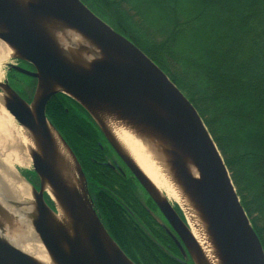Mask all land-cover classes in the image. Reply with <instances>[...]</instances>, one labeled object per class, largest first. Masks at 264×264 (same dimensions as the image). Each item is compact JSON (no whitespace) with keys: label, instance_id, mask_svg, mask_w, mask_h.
Returning a JSON list of instances; mask_svg holds the SVG:
<instances>
[{"label":"water","instance_id":"95a60500","mask_svg":"<svg viewBox=\"0 0 264 264\" xmlns=\"http://www.w3.org/2000/svg\"><path fill=\"white\" fill-rule=\"evenodd\" d=\"M51 20L79 31L101 54L100 58L91 60L88 67L72 64L45 29L44 24ZM55 34L65 45H70L64 31L56 28ZM0 41L12 58L26 61L35 69L9 65L36 79L29 102L1 80L0 99L21 128L31 134L35 148L27 150L29 168L39 179L37 189L20 172L21 168L14 169L22 186L28 188L30 199L24 201L16 192L12 194L14 197L9 196L7 190L13 187L9 181L2 180L0 209L7 218L25 222L27 231L30 225L54 264H135L99 219L76 156L46 116V104L56 93L67 95L87 111L116 155L153 200L173 230L175 243L187 251L193 264L208 262L181 205L174 200L184 219L95 118L93 111L115 115L164 140L172 176L197 206L221 264H264L260 240L203 120L168 75L131 40L100 19L81 0H0ZM50 128L68 151L67 158L62 156L61 160L68 161L64 169L75 181L73 185L56 170L59 152ZM18 148L26 150L21 145ZM188 164L197 175L188 170ZM46 184L51 192L45 188ZM44 193L53 207L45 201ZM58 204L66 213L65 223L55 220ZM6 234L20 239L0 225V264H40Z\"/></svg>","mask_w":264,"mask_h":264},{"label":"trees","instance_id":"16d2710c","mask_svg":"<svg viewBox=\"0 0 264 264\" xmlns=\"http://www.w3.org/2000/svg\"><path fill=\"white\" fill-rule=\"evenodd\" d=\"M81 1L193 104L264 250V0ZM46 116L76 156L96 213L122 251L135 264H193L87 111L56 93Z\"/></svg>","mask_w":264,"mask_h":264},{"label":"bare ground","instance_id":"6f19581e","mask_svg":"<svg viewBox=\"0 0 264 264\" xmlns=\"http://www.w3.org/2000/svg\"><path fill=\"white\" fill-rule=\"evenodd\" d=\"M58 23V21L51 20L48 23H45L44 26L46 31L51 36L53 35L52 38L54 39L58 50L63 53L67 60L76 66L88 67L91 60L100 58L101 54L93 48L92 43L84 35L64 24L58 25ZM56 28L60 31H64L69 36V41L67 40L66 43L71 41L70 45H65L62 42L63 39L56 36ZM64 37L65 36H63V38ZM0 46V49L8 50L1 41ZM93 114L95 118L110 132L118 145L122 147L138 167H140V169L150 178L156 187L165 192L168 198L171 197L179 202L186 215L192 234L200 245L208 264H221L216 248L211 240L212 238L207 232L206 223L197 206L172 176V171L169 169L168 163L169 156L166 154V147H164V140L148 129H143L139 125L123 120L115 115L105 113L102 110H95L93 111ZM49 131L54 141V146L59 152L56 170L73 185L75 184V181L64 169L67 166L68 161L66 159L61 160L62 156L67 158L66 153L68 154V151L63 146L56 132L52 128H50ZM12 140V145H9L8 147L12 149L13 155L10 154L9 157L19 165L29 164L30 157L28 156L27 150L35 148L30 132L25 128H21V135L17 136L13 134ZM20 145L24 146L26 150H19L18 147H20ZM188 170H190L194 176L197 175V171H195L189 164ZM2 180L10 181L3 173L0 175V181ZM11 186L13 188H8L9 190H7L9 196H12L14 192L20 194L18 197L29 196L27 191L28 188L26 189L23 186L21 190H18V186H16L17 188L14 184H11ZM45 188L51 192V189L47 184L45 185ZM4 193L7 195L5 191ZM66 219L67 216L64 209L58 204V214L55 215V220L58 223H65ZM6 235L10 241L31 255L40 264H54L30 225H28L27 234L23 235L24 238L27 239L25 245L22 244L21 239L11 237L9 234Z\"/></svg>","mask_w":264,"mask_h":264},{"label":"rangeland","instance_id":"374dc122","mask_svg":"<svg viewBox=\"0 0 264 264\" xmlns=\"http://www.w3.org/2000/svg\"><path fill=\"white\" fill-rule=\"evenodd\" d=\"M1 47V46H0ZM4 50V51H3ZM15 58H12L10 55V51L6 49H0V80L3 79L6 73L7 66L9 63L14 62ZM15 134L17 136L21 135V126L19 123L9 114V112L4 107L1 99H0V173L6 175V177L10 180L9 184H14V186H18V190L23 188L22 184L19 182V178L15 173L14 169H27L31 167L29 164L19 165L14 162L9 155L12 154V149L8 146L12 145V135ZM13 155V154H12ZM17 188V187H16ZM20 192V191H19ZM163 192V191H162ZM165 195L166 193L163 192ZM167 196V195H166ZM168 197V196H167ZM30 197L23 196L22 200L27 201ZM172 203H174V199L169 197ZM21 211L22 209L19 208ZM0 209V225L2 228L6 229L9 233L20 237L23 243L26 242L25 238H22L24 234H27V225L25 222L20 221V219L7 218L4 213ZM24 237V236H23Z\"/></svg>","mask_w":264,"mask_h":264},{"label":"flooded vegetation","instance_id":"af4514ba","mask_svg":"<svg viewBox=\"0 0 264 264\" xmlns=\"http://www.w3.org/2000/svg\"><path fill=\"white\" fill-rule=\"evenodd\" d=\"M15 65L18 67H21L23 69L34 71V67L23 60L15 59L14 62L9 63V65ZM7 66L5 76L1 80V82H6L8 85L19 95L21 96L25 101L29 102L33 92L35 90L36 86V79L30 75L24 74L21 71L17 70L14 67ZM46 113V110H45ZM20 172L38 189L39 188V179L36 175V173L32 170V168L27 169H20ZM44 199L47 202V204L50 207H53L52 202L48 198L47 194L44 193ZM163 228L167 231V233L171 236L172 240L173 238V232H170V230H167V228L161 224ZM171 228V227H170ZM172 230V229H171ZM173 231V230H172ZM175 242V241H174Z\"/></svg>","mask_w":264,"mask_h":264}]
</instances>
